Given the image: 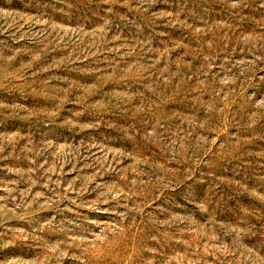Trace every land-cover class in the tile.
I'll list each match as a JSON object with an SVG mask.
<instances>
[{"label":"rangeland","instance_id":"1","mask_svg":"<svg viewBox=\"0 0 264 264\" xmlns=\"http://www.w3.org/2000/svg\"><path fill=\"white\" fill-rule=\"evenodd\" d=\"M0 264H264V0H0Z\"/></svg>","mask_w":264,"mask_h":264}]
</instances>
